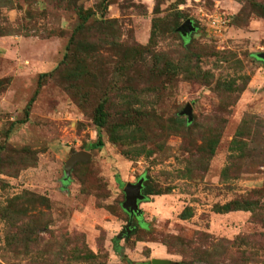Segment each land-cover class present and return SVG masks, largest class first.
<instances>
[{
    "label": "rangeland",
    "instance_id": "374dc122",
    "mask_svg": "<svg viewBox=\"0 0 264 264\" xmlns=\"http://www.w3.org/2000/svg\"><path fill=\"white\" fill-rule=\"evenodd\" d=\"M1 2L0 207L16 214L0 218V264H264V0H111L116 44L92 18L85 52L77 7L100 16L102 0ZM142 177L160 193L131 218L124 188Z\"/></svg>",
    "mask_w": 264,
    "mask_h": 264
},
{
    "label": "trees",
    "instance_id": "16d2710c",
    "mask_svg": "<svg viewBox=\"0 0 264 264\" xmlns=\"http://www.w3.org/2000/svg\"><path fill=\"white\" fill-rule=\"evenodd\" d=\"M110 2H111V0H102L101 4L99 6V8L101 10L100 16L97 15L96 10L84 9L81 6L77 7V14H78V18H79V24H78L77 28L74 31V34H73L74 38L72 39V41L74 43H76V45H77V47H78V49L80 51L85 52L86 51L85 50L86 45L89 46V45H91V43L89 42V43L83 44L80 41L77 42L75 40V38H76V36L81 34L85 29H87L88 25H91L90 23H91L92 18H95L93 20V23L96 24L97 31L102 34L99 37V39L96 40V42L100 41L101 38H103V35H104V40L106 42H110V43L116 44L115 40L112 41L110 39L111 38L110 37V33H108L109 32L108 31L109 28L112 27V22L107 20V19H104L105 15L107 13V10H108ZM6 3H8V2H6ZM0 4H5V3L1 2V0H0ZM150 43L151 44H155L156 43V34H155V32L151 36ZM170 63L172 64V62L169 61V65L171 66ZM186 71H189V69L186 68ZM81 75H83V72H81ZM220 85L223 86L224 88H226V90L230 91V92L240 91V88L235 86V84H233V83H226V84L220 83ZM36 95H37V92L34 94V96L29 101V104L27 106V112L29 111L32 103L35 101ZM108 101H109V97L105 96L102 100H100L98 102L96 108L93 111V119H94V122H95L96 126L98 127V132H99L98 139L94 143L95 147H102L104 145V143H105L104 140H103L102 129L104 127H106V125H108L109 119H110V112L108 111V107H107ZM127 122H129V121H127ZM181 123L183 124V126L186 125V121L183 120L180 117L177 120V124H176V121H175V126H172V128L178 130L177 127H180L179 125ZM126 136H128V135H125V136L124 135H119V134L115 133V131L113 130V133L110 134V139L113 142H117L119 139L124 138ZM219 141H220V135H213V136L209 137L208 143H207V147H208L209 152L211 154H213L215 152ZM235 147L242 148L243 146H242V144L240 143L239 140L235 139V140H233L232 148H235ZM143 191H144V193L146 195H153V194L160 193V192L157 193L154 190H151L147 186V182L144 185ZM247 202H249V201H247ZM233 205H234V202L226 204V205L222 206L221 208L223 210H226V211L231 210V209H248L249 208V206H245V205H242V204H236L235 206H233ZM249 205H250V208L253 206V204L251 205V202H249ZM15 214H16V211L14 210L13 205H11L9 207H7V206L6 207H0V218L1 217H10V215H14V217H15ZM75 257H78V254ZM155 263L156 264L160 263V261L156 260Z\"/></svg>",
    "mask_w": 264,
    "mask_h": 264
},
{
    "label": "water",
    "instance_id": "95a60500",
    "mask_svg": "<svg viewBox=\"0 0 264 264\" xmlns=\"http://www.w3.org/2000/svg\"><path fill=\"white\" fill-rule=\"evenodd\" d=\"M195 29L193 22L191 19H188L184 24L180 26V31L187 35ZM257 57L260 60L264 61V52H260L257 54ZM183 115L188 116V120L191 122L193 120V107L191 104H188L186 108L182 111ZM92 154L88 151L82 150L75 154H73L68 160L66 164V174L69 177L71 174V170L74 165L79 161H89ZM145 178L142 177L138 180V182H128L124 188L126 194V200L123 202V208L130 214L131 218L135 215L140 216L142 214V209L140 208V202L147 199L148 195L143 192ZM136 228L130 221L127 227H125L124 232L120 235V237L126 236L129 234V231Z\"/></svg>",
    "mask_w": 264,
    "mask_h": 264
},
{
    "label": "built area",
    "instance_id": "2783aa9c",
    "mask_svg": "<svg viewBox=\"0 0 264 264\" xmlns=\"http://www.w3.org/2000/svg\"><path fill=\"white\" fill-rule=\"evenodd\" d=\"M228 18L226 17L225 19H224V22H225V20H227Z\"/></svg>",
    "mask_w": 264,
    "mask_h": 264
}]
</instances>
